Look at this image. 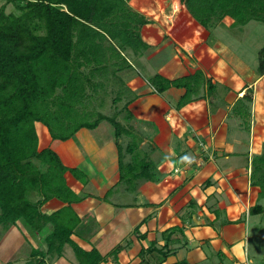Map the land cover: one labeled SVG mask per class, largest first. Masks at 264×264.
I'll use <instances>...</instances> for the list:
<instances>
[{
  "label": "crops",
  "instance_id": "crops-1",
  "mask_svg": "<svg viewBox=\"0 0 264 264\" xmlns=\"http://www.w3.org/2000/svg\"><path fill=\"white\" fill-rule=\"evenodd\" d=\"M201 32L210 31L194 30L197 36ZM142 39L150 47L143 53L131 48L135 59L139 58L138 65L122 52L132 67L122 68L119 74L126 71L120 76L124 82L122 100L124 95L128 101L133 99L128 105L132 118H136L135 105L141 110L139 115L144 122L139 128L137 150L143 154L138 166L141 165L139 171L147 168L144 172L149 171V177L127 176L126 181L133 179L134 184L123 186L126 181L121 177L118 147L120 143L122 145L123 137L102 134L105 131L98 127L99 130L80 129L74 136L79 138V146L75 142L77 138H70L64 145L53 148L66 166L79 168L88 177V181L83 182L70 171L65 173L67 185L81 198L71 204L81 218L79 233L72 236L73 240L87 251L98 249L105 257L99 264H264V211L250 213L255 205L264 206V200L259 199V187L251 185L250 179L252 157L261 153L263 146L260 148L255 142L256 137L254 140L253 136H244L255 123L252 114L245 116L235 109L239 98L253 87V83L245 82L240 73V76L235 73L240 70H232L235 87L228 91V84L216 79L213 71V81L218 80L220 88L212 81L211 90L210 74L206 75L204 68L192 58L188 61L193 66L184 64L185 60L181 61L176 55L153 58L150 50L157 49L160 44ZM202 40L205 42L208 38ZM227 59L225 55L217 58V68ZM200 71L201 86L197 97L180 107L185 88L171 87L160 94L154 92L155 87L149 82V77L156 73L175 79ZM222 85L227 87L225 92ZM125 86L127 92H124ZM218 94L224 97L225 107L217 102ZM132 118L129 123L134 124ZM231 120H236L235 127L242 129L240 132L244 135L238 132L230 135ZM38 124L41 123H36V126ZM132 124L127 127L132 128ZM77 146L85 148L90 160L94 161V167L88 157L80 154ZM133 154L123 149L124 162L131 161ZM107 157L109 168L114 167L111 180L110 176L107 177L109 173L106 174L104 158L108 160ZM241 158L247 159L246 167L241 166ZM85 162L92 167L91 170L83 167ZM35 195L31 198L38 200V195ZM68 204L52 197L41 210L52 214ZM121 207H125L124 214L119 211ZM92 219L99 227L91 230L87 220ZM82 220H86L87 226L80 227ZM17 222L10 226L0 223V264H4L3 259H7L5 256L9 252L25 242L26 237ZM83 227H86L84 234L81 231ZM48 228L52 229V223L45 226V231L50 232ZM33 236L28 238L31 245L34 246L39 239L43 241L42 245L46 243L40 234ZM8 240L10 243L6 246ZM4 247L7 248L3 250ZM116 249L118 253L114 255ZM43 250L47 251L46 248ZM160 250L168 253L167 256ZM29 262L26 261L31 264ZM79 263L70 244L65 245L62 255L45 260V264Z\"/></svg>",
  "mask_w": 264,
  "mask_h": 264
},
{
  "label": "trees",
  "instance_id": "trees-1",
  "mask_svg": "<svg viewBox=\"0 0 264 264\" xmlns=\"http://www.w3.org/2000/svg\"><path fill=\"white\" fill-rule=\"evenodd\" d=\"M1 1L14 4L17 12L8 13L5 6L0 8V223L10 226L23 219L38 232L52 223L53 230L45 237L47 251L32 249L35 264H45L43 257L47 253L62 255L66 244L73 247L79 264H99L105 257L98 249L87 251L72 238L79 233L81 218L71 204L81 198L67 185L65 173L70 171L81 179L83 172L66 166L52 147L40 149L36 123L46 126L52 139L64 141L82 128L95 129L109 118L99 112L94 121H79V117L87 114L86 99L106 86V82L93 79L100 75L107 77L105 69L114 64L116 72L109 74L108 70V76L113 75L123 88L122 78L114 75L132 64L122 52L132 48L143 53L150 47L140 33L146 19L128 6L129 0ZM180 3L197 31L211 32L217 24L226 25V19L230 20V26H243L250 21L264 23V0H180ZM258 54L257 73L263 76L264 45ZM201 75L200 71L169 79L156 73L149 77V82L155 87L154 92L160 94L171 87L185 88L180 107L197 97ZM209 83L212 90L214 84L211 80ZM122 95L123 90H118L114 100H122ZM248 95L239 101L243 102ZM132 101H127L124 107L128 120L132 118L128 108ZM236 107L237 112L250 115L243 103ZM113 122L116 138L133 132L120 121ZM118 147L123 180H128L127 176L149 175V171L144 172L147 168L139 171L137 162L129 163L128 173L124 174V147L121 144ZM133 148L131 143L126 146L127 151L134 152ZM250 179L251 185L260 189L259 199L264 200V145L262 152L252 157ZM33 194L39 199L33 200ZM52 197L69 204L46 214L41 207ZM261 211H264L261 204L250 209V213ZM117 253L116 249L114 255Z\"/></svg>",
  "mask_w": 264,
  "mask_h": 264
},
{
  "label": "rangeland",
  "instance_id": "rangeland-1",
  "mask_svg": "<svg viewBox=\"0 0 264 264\" xmlns=\"http://www.w3.org/2000/svg\"><path fill=\"white\" fill-rule=\"evenodd\" d=\"M176 3L179 5V8H176ZM3 6H5L6 11L8 13L17 12L16 6L14 4H6L5 1L0 0V8ZM128 6L131 7V9H133L134 11L138 12L139 14H143L144 18L146 19L145 20L146 24H149V25L144 24L140 26V33L141 36L144 38V40H146L147 42L149 41V43L153 42L154 44H160V46L157 49L152 48L150 50V52L152 51V53H150L151 57L153 58L154 57L159 58L161 56L164 57L165 54H167V56L169 55L173 57L174 55H176L181 61L185 60L184 64L186 65L189 64V66H193L191 62L188 61L189 58H192L196 63H198L201 67L204 68L206 75L208 73L210 74L211 77H208L209 80L213 81V78H215L214 74H216L217 75L216 79H219L220 81L222 80L226 85L228 84V91L230 90V88L235 87V83H234L235 77L232 76L231 73L232 70H237V69L240 70L239 72H235V73L238 74L239 76L241 74L242 75L241 77L244 78L243 80L245 82L251 81L253 83V87L250 90H247V93L249 94L248 95L249 98L244 99L243 103L250 110V114H252V119L254 120L255 123H253V126L250 128L249 131H248L249 128L245 129V131L249 132V133H245V135L244 132L243 133L240 132L243 131L242 129H239L238 126L235 127L234 123L236 124V120L230 121L229 129H230V135L233 133L236 134L238 132L239 134H242L244 136H249V135L253 136L254 140L256 137L255 142L261 148L264 145V75L257 76L256 73L258 66L259 49L264 45V23H261L259 21H250L249 23L243 26L240 25L230 26V22H229L230 20L226 19V25L217 24V26L212 28L211 32L209 33L201 32L202 34L199 33V36H197L194 34V30L196 28L191 23V21L186 16V14L183 12L180 0H129ZM203 38L204 39L208 38V40L204 42L202 40ZM207 44L209 45L207 46ZM123 52L128 56L130 61L138 65L139 58L135 59L136 55L133 53V50L128 49ZM224 55L229 59H227L226 63H223L222 66H218L217 68V63H216L217 58L219 57L222 58V56L224 57ZM121 64L124 63L121 62ZM246 66L248 67V69ZM109 67H110L108 69L110 70L109 74H114V72H116L114 67L116 68V66L113 64L110 65ZM108 70L105 69V72L107 71L106 72L107 77H105V75H100L95 79H93V81H97V82H100L99 80L103 81V83L106 82L105 83L106 86L105 88L99 89L98 93H95L93 97H88L86 99L85 102L89 104L87 106V114L85 113L84 115L79 117V121H94L96 119L95 118L96 113L101 112L102 114H106L107 116H109L110 119L106 118L105 120L99 123L100 126L99 125L97 126L99 129L101 128L103 131H105L102 134L104 133L114 134V131H112L115 127L113 121H120L121 123H124L126 127L128 124L129 125L132 124L129 123L127 111L124 109L126 102L128 101L127 96L124 95L123 100H119V101L114 100V98L117 96L118 90L120 89L123 90L124 88H121L122 87L121 83L117 82L115 78H113V75L108 76ZM123 73H126V71L122 72V74ZM122 74L118 73L114 76H121ZM213 83L214 84L216 83V86L219 85L218 80H214ZM222 89L225 92L227 87L225 85H222ZM127 90L128 88L126 87L124 92H127ZM243 95L244 93H242V96ZM216 97H218L217 102H219L220 104H222L223 107H225L226 102L225 101L223 102L224 97L220 96L219 94ZM240 103L241 102H239V104ZM137 106L138 105L134 106L136 107L135 108L136 118L134 119L132 118L131 120L134 123L131 125L132 127L131 129L133 130V132L131 131L132 133H128V135L122 136L123 137L122 145L124 147V150H126V146L129 143H131V147L133 148L134 147L133 142H135V144H138L139 142L138 136L140 135L139 132L144 121L141 119L142 117L139 115L141 113V110ZM38 126H37V131L40 136V149L43 148L44 146H49L56 149V147L58 148L61 145H64L65 140L61 141V140H54L51 138L50 133L46 128V126H44L43 124H38ZM134 127H136V129H134ZM74 139L77 140V141L75 140V142L79 146L78 144V142H80L79 138L76 136ZM241 141H243L242 138ZM241 141L238 140L239 143ZM91 143H95V142H91ZM98 143H101V141H98ZM134 148L133 150L135 152H133L134 153L133 158H131V161H129L128 163H125V166L123 168L126 171L125 174L128 173V169H129L128 164L131 163L132 165L136 162L139 163V159H141L140 156L141 154H143L141 150L139 151L137 150V147ZM59 149L61 150V148ZM101 149L102 148L100 147L99 150ZM78 150L80 154H82L84 157H88L89 154L86 153L87 151L85 150V148L83 149L78 147ZM106 150H110V149H106ZM237 155L243 156L240 155L239 153H237ZM125 156H127V154ZM107 159L108 160H105L104 158V161L107 162L106 174L109 173L107 177L110 176L109 179L111 180L113 177L111 173L113 172L114 167L109 168L110 167L109 157H107ZM129 159L130 157L128 158V160ZM34 161L36 162L37 165H39L40 167H42V169L45 170L44 165H41V163L37 160ZM90 161L92 166L94 167L93 165L94 161L92 160V158ZM245 163L247 164V159L241 158L240 159L241 166L246 167ZM83 167L84 168L89 167L90 170L92 169L91 166H88L87 162H85ZM137 168L140 169V166H138V164H137ZM84 172L83 174H81V179H83L82 180L83 182L84 181L87 182L88 177L85 176ZM122 184L123 186L124 184H126L127 187H130L131 185L134 184V182L133 179H131ZM119 209H120L119 210L120 213L124 214L125 207H121ZM92 217L93 216H87V218H92ZM87 221L89 223L88 226L91 230L94 227L97 228L98 224L96 223L95 219L87 220ZM82 223L83 224L80 227H82L83 225L87 226L86 220H82ZM16 225L18 227L19 226L21 227V228L19 227L21 229L20 231H22V233H24L23 235L26 237L25 242H23V244H20L19 248H15V250L9 252L8 254L5 253L7 254L5 256L7 257V259L6 260L3 259V263L27 264L26 261L28 260L31 262L34 261L32 264H35L37 260L33 259V257L29 258L31 256L30 253L32 252L33 247L40 248L41 250H43V248L44 249L48 248V244L46 242L45 244L42 245L41 242L43 241L39 239L36 240V244H34L33 246L28 242L29 235L34 237L33 235L40 234L42 238L45 240L44 233L47 232L48 230L47 231L43 230L41 232L33 231L30 225L27 224L23 219H19ZM3 228L5 229L4 226ZM85 229L86 227L81 228L83 234L86 233L84 232ZM49 230L52 231L53 229H49ZM4 237L6 238V234ZM0 238H2V236H0ZM7 242L5 243V245L9 246L10 240H8ZM6 248L7 247H4L3 250H5ZM53 254L57 256L48 254L44 256L43 259L52 260L53 258H57L59 255L56 253ZM39 256H43V255L39 254ZM208 264H214V263L209 262Z\"/></svg>",
  "mask_w": 264,
  "mask_h": 264
},
{
  "label": "bare ground",
  "instance_id": "bare-ground-1",
  "mask_svg": "<svg viewBox=\"0 0 264 264\" xmlns=\"http://www.w3.org/2000/svg\"><path fill=\"white\" fill-rule=\"evenodd\" d=\"M176 8H179L178 4H176Z\"/></svg>",
  "mask_w": 264,
  "mask_h": 264
},
{
  "label": "built area",
  "instance_id": "built-area-1",
  "mask_svg": "<svg viewBox=\"0 0 264 264\" xmlns=\"http://www.w3.org/2000/svg\"><path fill=\"white\" fill-rule=\"evenodd\" d=\"M202 144V143H201Z\"/></svg>",
  "mask_w": 264,
  "mask_h": 264
}]
</instances>
